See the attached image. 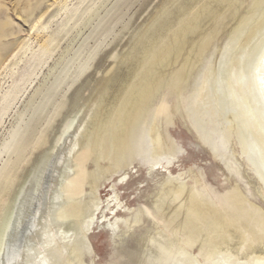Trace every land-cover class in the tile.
<instances>
[{
  "label": "rangeland",
  "instance_id": "374dc122",
  "mask_svg": "<svg viewBox=\"0 0 264 264\" xmlns=\"http://www.w3.org/2000/svg\"><path fill=\"white\" fill-rule=\"evenodd\" d=\"M208 2L210 5L202 9ZM253 3L254 0H0V169L6 162L14 161L16 134L33 125L31 119L43 102L44 94L50 95L57 90L56 102L46 121V125L52 127L47 135L49 141L71 117L75 122L69 140L62 143L61 152L51 157L52 160L42 156L36 172L31 174L33 180L23 192V196L32 199L31 203L29 201L31 208L28 210V206L21 224L16 225L18 232L10 242L13 244H10L12 249L9 252L12 258L7 264H42V259L54 249L61 250L68 241L73 243L79 227L83 228L89 219H94L89 238L96 256L88 255L85 258L87 264H94V261L95 264L137 262L143 254V241L147 242L150 232L158 229L162 232L167 226V213H158L154 201L159 198L160 188L170 176L160 168L152 171L149 161L140 158L125 174L114 176L110 182L103 183L98 192H92L89 174L95 169L91 142L94 130L91 129L92 123L87 122L108 99L106 92L100 89L106 81L116 77L117 65L124 55L128 64L119 76H126L147 43L156 42L158 38L155 37L161 29L166 30L164 35H174L186 21L192 20L194 24L187 38L172 49L168 60L194 36H216L220 31L213 48L223 47L231 28L239 26L243 11ZM113 15L117 18L112 23V32L96 38V28L109 22ZM230 47L223 57L226 68L222 77L223 84L229 81L228 88L229 84H234L231 60L235 57V46L231 44ZM209 55L207 53L205 58ZM58 77L65 78L66 82L57 83L55 88ZM237 92L236 95L234 91L227 93L228 108L240 115L244 104L240 92ZM155 106L164 142L169 134L180 147V154L169 170L174 175L190 170L199 177L202 173V185L198 189L202 199L206 203L212 202L221 211L236 212L247 244L229 237V247L235 256L244 261L252 254H264V189L246 161L235 154L236 159L230 165L222 164L227 149L221 136L215 134L217 150L214 154L179 117L174 120V126L166 129V111L174 107V96L167 90L157 97ZM200 109L198 106L202 113ZM86 128L91 131L81 136V144H78L77 137ZM36 150L28 152L24 164H17L20 172L17 171L16 181L20 179L19 173L27 170L40 150L43 151L42 148ZM233 152L237 153L238 148ZM122 177L126 178L124 182H121ZM237 186L249 199L245 203L251 213L240 210L238 200L243 199L236 198ZM23 196L19 209L26 197ZM97 198L100 206L96 204ZM79 204L85 209L84 217ZM58 213L61 218L56 216ZM138 213L142 223L128 229L126 225L132 226ZM116 223L121 231L119 236H114L110 230V225ZM69 226L72 232L67 231ZM193 254L202 264H213L198 247L194 248Z\"/></svg>",
  "mask_w": 264,
  "mask_h": 264
},
{
  "label": "bare ground",
  "instance_id": "6f19581e",
  "mask_svg": "<svg viewBox=\"0 0 264 264\" xmlns=\"http://www.w3.org/2000/svg\"><path fill=\"white\" fill-rule=\"evenodd\" d=\"M205 5L201 7L202 9L205 7L204 10L210 2ZM115 18L116 15H113L109 22L99 24L96 28V38L112 32ZM193 25L192 20L186 21L174 35H164L166 30L163 32L161 29L155 37L158 38L156 42L147 43L126 76L122 75V78L119 76L122 68L128 64L127 56L124 55L117 65L116 77L106 81L101 87L100 90L106 92L108 99L87 122L92 123L91 129L94 130L91 142L94 145L92 151L95 154V169L89 174L91 189L92 192H98L103 183L110 182L114 176L122 172L125 174L140 158L149 161L152 171L160 168L166 170L167 175L170 176L161 186L159 198L154 201L158 213H167V226L162 232L159 229L157 232L155 230L150 232L147 242L143 241L142 251L143 254L147 252L148 255L143 256L141 253L135 264H202L193 254L195 247L200 249L201 254H206L213 264H264V254H252L244 261L233 254L232 248L229 247L230 242L227 240L229 237L234 238L236 242L239 240L243 245L247 244L245 233L238 221L239 216L233 210L221 211L212 202L206 203L202 199L198 193L202 185V173L200 177L192 170L174 175L169 170L173 160L180 154V147L169 134L164 142L163 128L159 125L160 122L158 123L155 106L157 97L167 90L174 96V107L166 111L164 118L166 129L174 126L176 118H181L188 123L198 140L205 147L208 146L214 154L217 150L214 143L215 134H219L227 149L225 162L222 164L230 165L231 161L236 159L235 154H239L238 156L246 161L264 189V0H254V3L243 11L239 26L231 28L222 49L213 48V42L221 35L220 31L218 33L216 31V36H194L196 39L193 37L188 40L168 60L172 49L180 40L187 38ZM231 44L235 46V57L231 60L234 68V74L232 73L234 76L231 75L234 84H229L231 86L228 88L226 85L229 81L222 83L225 71L223 57L227 49L231 50ZM207 53L210 55L205 58ZM65 82V78L58 77L55 88L57 83ZM233 91L234 95L238 93L237 91L240 92L244 104V109L240 104V115L228 108L227 93ZM56 95L57 90L50 95L47 93L42 96L43 102L31 119L33 125L16 134L14 161L6 162L0 169V264H7L11 260L12 256L9 252L13 244L10 242L18 232L16 225L21 224L23 212L26 216L29 201L31 203L32 199L23 196L26 185L33 180L30 179L31 174L36 172L42 156L52 160L51 157L57 155L61 146L67 139L69 140L75 123L74 118L71 117L64 126L60 127L57 135L50 141L47 139L52 127L51 124L46 125V121L53 110ZM47 99L50 100L46 101ZM198 106L202 108L200 109L202 113L198 111ZM90 131L88 128L82 129V133L77 137L78 144H81V136H85ZM39 148L43 151L40 150L27 170L19 173L20 179L16 181L20 172L17 164L25 162L29 151ZM234 148H238L237 153L233 152ZM217 159L221 158L217 157ZM125 179L122 177L121 182ZM236 193L238 194L236 198L240 196L243 199V201L238 200L239 206L241 205L240 210L251 213L245 203L249 199L239 186L236 188ZM22 196L26 197L19 209ZM96 201L97 206H100L98 198ZM78 206L81 208L80 204ZM30 208L29 206L28 210ZM84 210L82 208L80 210L82 217ZM56 216L61 218L60 214ZM93 221L94 219L86 220L83 228L79 227V236L75 235L73 243L68 241L61 250L54 249L55 253L53 251L52 254L46 255L42 259V264H87L85 258L88 255L94 256L95 253L89 238ZM141 223V214L138 213L132 226L127 224L126 227L131 229ZM72 230L71 226L67 228L68 232ZM110 230L114 236H119L121 233L117 223L111 224ZM34 235L35 233L33 237ZM30 237L32 239L31 235ZM250 247L252 248L251 245Z\"/></svg>",
  "mask_w": 264,
  "mask_h": 264
},
{
  "label": "crops",
  "instance_id": "0c3cea01",
  "mask_svg": "<svg viewBox=\"0 0 264 264\" xmlns=\"http://www.w3.org/2000/svg\"><path fill=\"white\" fill-rule=\"evenodd\" d=\"M93 245V244H92ZM93 249H94V251H95V248H94V245H93ZM96 256V251H95V254H94V257ZM93 257V258H94ZM94 264H95V261H94Z\"/></svg>",
  "mask_w": 264,
  "mask_h": 264
}]
</instances>
